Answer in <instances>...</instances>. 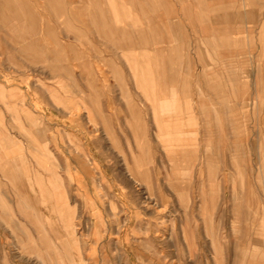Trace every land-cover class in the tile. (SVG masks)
<instances>
[{
  "label": "rangeland",
  "instance_id": "rangeland-1",
  "mask_svg": "<svg viewBox=\"0 0 264 264\" xmlns=\"http://www.w3.org/2000/svg\"><path fill=\"white\" fill-rule=\"evenodd\" d=\"M4 1L0 264H264V0Z\"/></svg>",
  "mask_w": 264,
  "mask_h": 264
},
{
  "label": "crops",
  "instance_id": "crops-1",
  "mask_svg": "<svg viewBox=\"0 0 264 264\" xmlns=\"http://www.w3.org/2000/svg\"><path fill=\"white\" fill-rule=\"evenodd\" d=\"M215 1V0H214ZM148 2H149V8L150 9H157L158 10V6H157V4L160 6V8L159 9H162V11L164 12V9L166 8L165 7V1L164 0H161V1H159V0H148ZM247 2V0H242V3H243V5H245L244 3H246ZM161 5H160V4ZM225 7V6H224ZM229 7H230V9H232V7L233 6H226L225 7V13L224 14H220V15H218L216 18H217V22H216V24H221V22L222 21H224V24H226V26L223 28V32H227L228 34L230 33V30H231V32H233V27H232V24L234 23V18H233V13L232 12H230L228 9H229ZM219 9H223V6L222 7H217L216 9H215V12L217 13V12H219L220 10ZM245 15H247V14H245ZM241 16V19H243V20H241V22H243V23H245V24H247L248 22H249V18L247 17V16ZM164 16H166V13L164 12ZM240 16L238 15V18H239ZM147 19H148V23L149 24H155V22L153 21V19H151L149 16H147ZM221 19H224V20H221ZM166 23H167V25H170V24H176V23H173V22H171L169 19H168V21H166ZM165 23V24H166ZM227 35V34H226ZM152 40H153V38H152ZM159 41V40H158ZM216 44H211V46H215ZM215 48V47H214ZM137 69H138V67H137V64H136V68H135V71L137 72ZM142 77H145V76H142L141 75V79H142ZM146 78V77H145ZM160 78H163V76L161 75L160 76ZM223 95H225L224 93H223ZM154 99V98H153ZM157 102V101H156ZM172 102H174V101H172ZM153 103V102H152ZM175 104H182V102L181 101H179V100H177L176 102H174ZM188 103V102H187ZM186 103V104H187ZM185 109H186V111L187 112H192V108L190 107V106H185L184 107ZM177 110L179 111V112H181V108L180 107H178L177 108ZM153 111H154V113H156L157 111H161V112H163V111H168V109H164V110H162V109H157V110H154V106H153ZM157 114H158V112H157ZM192 122H193V120H191ZM191 121H188L187 123H185V124H183V119H182V117L181 116H179L175 121H168L167 123H166V125L164 124V130H166L165 132H166V134L167 133H169L170 132V130H171V128L172 127H174L176 130H178L179 128H180V126H181V128H182V130L184 131V133L186 134V128H187V126H193V129H194V122L193 123H191ZM171 122V123H170ZM180 128V129H181ZM189 139V137H187L186 136V139H179L180 141H182V142H184V144H187L188 143V140Z\"/></svg>",
  "mask_w": 264,
  "mask_h": 264
},
{
  "label": "bare ground",
  "instance_id": "bare-ground-1",
  "mask_svg": "<svg viewBox=\"0 0 264 264\" xmlns=\"http://www.w3.org/2000/svg\"><path fill=\"white\" fill-rule=\"evenodd\" d=\"M0 2H3V3H6L4 0L3 1H0ZM4 5V4H3ZM48 55V54H47ZM158 102H156V101H153V106H154V110H157V109H159L156 105H158L157 104ZM178 111V110H177ZM136 162V161H135ZM137 163V162H136ZM137 165V164H136ZM139 165V164H138ZM117 220V219H116ZM67 221H69V219L67 220ZM118 221V220H117ZM72 229V231L74 232V229L73 228H71ZM76 232V231H75ZM156 232V231H155ZM79 253V252H78ZM66 255H67V253H66ZM78 255H80V257H81V254L79 253ZM67 257V256H66ZM155 257H156V255H155ZM69 259H71L72 260V258H70V257H68ZM149 263V262H148ZM71 264H73V262L71 261Z\"/></svg>",
  "mask_w": 264,
  "mask_h": 264
}]
</instances>
